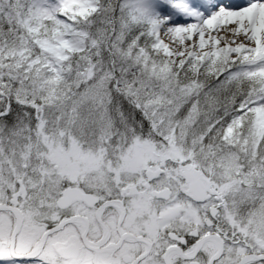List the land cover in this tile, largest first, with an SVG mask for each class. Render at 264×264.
I'll return each mask as SVG.
<instances>
[{
	"label": "snow or ice",
	"instance_id": "obj_1",
	"mask_svg": "<svg viewBox=\"0 0 264 264\" xmlns=\"http://www.w3.org/2000/svg\"><path fill=\"white\" fill-rule=\"evenodd\" d=\"M0 264H264V0H0Z\"/></svg>",
	"mask_w": 264,
	"mask_h": 264
}]
</instances>
